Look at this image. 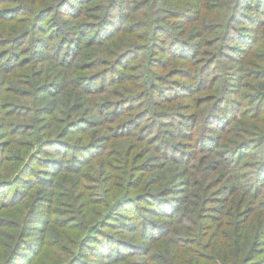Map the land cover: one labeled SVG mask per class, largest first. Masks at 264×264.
<instances>
[{
	"label": "trees",
	"instance_id": "1",
	"mask_svg": "<svg viewBox=\"0 0 264 264\" xmlns=\"http://www.w3.org/2000/svg\"><path fill=\"white\" fill-rule=\"evenodd\" d=\"M258 26L264 0H0V264H264Z\"/></svg>",
	"mask_w": 264,
	"mask_h": 264
},
{
	"label": "rangeland",
	"instance_id": "2",
	"mask_svg": "<svg viewBox=\"0 0 264 264\" xmlns=\"http://www.w3.org/2000/svg\"><path fill=\"white\" fill-rule=\"evenodd\" d=\"M139 1H142V0H139ZM256 14H258L257 12H251V13H249V17L250 18H255L256 17ZM217 19L218 20H222L223 19V15H221L220 14V16L219 17H217ZM257 19V18H256ZM258 29H259V31H260V34L262 33V31L264 30V29H262L261 28V26H258ZM260 36V35H259ZM256 47L257 46H255V49H256ZM257 55H261L262 54V52L264 53V38L262 39V41H261V43L259 44V47L257 48ZM262 58H260L259 59V64L260 65H262L263 63H262ZM230 66H231V64H230ZM254 70V69H253ZM255 70H258V69H255ZM125 74H130L129 72H127V73H125ZM139 74V73H138ZM251 82L253 83V85L254 86H257L258 85V83L257 82H255V81H253V80H251ZM248 123H250V122H252V121H247ZM255 125H261L262 126V124L261 123H259L258 121L257 122H255L254 123ZM253 123H250V127H247L246 128V130H248V131H251V130H253ZM128 146H129V144L128 143H122V144H120V145H118V147H117V150L119 151V152H123V151H125V150H127V148H128ZM94 157V158H93ZM92 158H93V162L95 163V156H93ZM95 168V172H91L90 173V171H89V169H87L86 171H85V173H86V177H88L89 175H91L92 177H102V175H99V172H100V168H98V167H96V166H94ZM85 167L83 166L82 167V169H84ZM102 174V173H101ZM187 179H188V177H184L180 182V185H181V191H183V190H185V188L188 186V184H187ZM155 179H153L152 181H154ZM158 188H160V187H158ZM160 191H161V189H160ZM178 195H181V194H178ZM181 196H184V193H182V195ZM213 200H221L220 199V197H215V196H212L211 197ZM224 199H226V198H223L222 200H224ZM191 202H192V200H191ZM148 207H150V206H147V205H140L139 207H135V210H134V212H133V214H137V213H139V214H148L146 211H145V209L146 208H148ZM249 218V224L247 225V227L248 228H251L252 226H253V220L256 218V215L255 216H250V217H248ZM215 229H217L216 228V224H213L211 227H210V230H209V236H211V234H212V232L215 230ZM252 229V228H251ZM218 231H219V233H221V229H217ZM224 231H227L228 229H223ZM213 241V237H212V240L210 241V243ZM205 244H207V243H205ZM178 251V254H174V253H157V255H159V256H161V257H163V255H165V257H169V258H171L172 256H175V258L176 259H179V261H180V264H184L185 263V259H187V254L188 253H185V248L183 247V248H181V249H178L177 250ZM153 254H154V252H153ZM171 264H174V263H171ZM199 264H202V263H199Z\"/></svg>",
	"mask_w": 264,
	"mask_h": 264
}]
</instances>
